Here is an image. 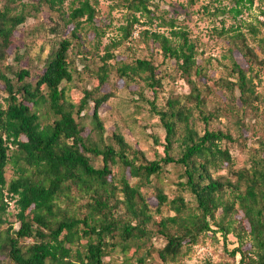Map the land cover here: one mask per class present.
<instances>
[{"label": "trees", "instance_id": "1", "mask_svg": "<svg viewBox=\"0 0 264 264\" xmlns=\"http://www.w3.org/2000/svg\"><path fill=\"white\" fill-rule=\"evenodd\" d=\"M65 1L26 0L19 9L15 0L0 2V228L6 225L0 229V264H105L111 253L121 254L123 264H148L152 252L158 259L153 264H172L184 249L207 238L221 239L228 259L202 264H264V135L257 137L258 147L250 150L243 166L233 155V148L248 149L252 117L260 120L258 132L264 131V93L254 82V67L263 64L255 47L264 55V0H228L229 7L216 6L211 13L204 8L211 16L229 14L236 22L225 27L220 20V27L212 29L226 45L222 58L228 62L217 78L206 70L211 59L198 62L195 42L175 20L157 13L154 0H112L125 14L120 35L104 46L95 69L85 66L87 78L97 84L87 81L76 103L67 95V87L74 84L69 59L73 40L83 22L91 25L98 41L104 32L93 24L97 0H72L68 11ZM255 3L261 20L239 23L238 17ZM28 7L33 13L57 15L50 25L41 23L30 32L52 41L35 74L4 64L14 32L34 16ZM153 21L166 31L151 29ZM69 25L70 34L64 36ZM135 27L142 28L137 38L143 47L151 44L152 55L155 47L164 60L174 62L187 94L157 105L163 87L154 57L131 56L129 48L124 54L128 60L119 59L123 53L117 49L133 40ZM106 85L113 89L101 92ZM118 85L157 116L163 137H154L159 151L151 161L140 160L141 153L118 133L111 137L115 144L106 142L99 108ZM145 90L152 92L151 100ZM215 92H221L224 103L215 101L208 109ZM221 119L227 124L219 127ZM98 158L102 164L95 167L92 161ZM8 165L14 173L9 180ZM171 170L176 174L173 193H164L156 183L157 207L151 211L141 190L153 178H168ZM11 204L16 210L13 222L6 218ZM154 235L163 239L160 247H148Z\"/></svg>", "mask_w": 264, "mask_h": 264}, {"label": "rangeland", "instance_id": "2", "mask_svg": "<svg viewBox=\"0 0 264 264\" xmlns=\"http://www.w3.org/2000/svg\"><path fill=\"white\" fill-rule=\"evenodd\" d=\"M2 1L0 0L1 4ZM15 5L17 9L20 8V2H26V0H15ZM157 4V13H160L165 19L175 20V24L178 27L184 28L189 35L191 41L195 42L198 53L200 56L197 57L198 62L201 58L211 59L210 66L206 69L211 77H220L224 72V66H228V62L222 58L225 55L226 45L222 44L221 39H218L215 35L213 28L218 29L221 25L220 20H224V26L235 25L236 22L231 19L230 15L227 14L222 18L214 17L206 13L205 7L209 9L211 13L214 7L219 8L229 7L228 0H154ZM72 0H66L64 3V10L68 11L70 3ZM115 1L112 0H97L96 4V17L93 23L95 27H98L99 31L104 32V36L96 38V35L91 29V25L83 22L82 28L78 31L76 38L73 40V47L69 51V59L72 62L73 69V86L67 87V95L69 99L76 103L78 98L81 96L79 89L87 85H96L97 82L93 78H87L88 73L86 72L85 66L90 70L95 69L99 64V58L104 53V46L107 45L111 39H116L119 37L118 27L123 23L124 10L117 7ZM260 5L255 3L250 10L243 11L242 15L238 17L239 23H252L254 24V19L257 18L261 20L258 16V8ZM28 13H33L31 8H27ZM34 16H28L26 21L16 29L14 32L11 45L8 48L9 57L4 64L12 66L13 69L18 67H27L32 70V74H35V69H40L45 57L52 48L51 38H45L39 34H31L32 29L41 23H45L47 26L50 25L52 19H57V15L51 13L47 10H41L39 13H33ZM143 20V19H142ZM143 22H146L143 20ZM158 21H153L150 25L151 29L159 32H165L166 28L158 27ZM72 29V25H69L64 36H69V32ZM142 28L135 27V32L132 36L133 40L131 42L123 43L117 51L123 53L119 56V59L128 60L125 58L124 54L128 52L131 48L130 55H135L136 57H149L151 54L152 46L149 44L148 48L143 47L140 42L141 39L137 38V32ZM264 35V31H261ZM246 37L248 38V43L254 47L256 45L255 40L246 31ZM256 53L259 59H263L262 65H255L257 71V77L254 79L256 89L260 93H264V55L261 54L257 47H255ZM156 53H155V52ZM153 57L157 64L160 65V71L162 75L161 82L163 90L158 91L157 99L155 103L157 105H163L165 99L172 95H185L188 93L187 85L179 79L178 73L176 71V66L171 60H164L162 56L153 48ZM18 56V60L14 57ZM21 57V58H20ZM236 61L242 66L246 67L243 59L236 57ZM221 63V65L219 64ZM159 75V76H160ZM82 76L85 78L84 81H79L78 77ZM114 89L113 96L99 108V115L104 125L106 142L113 143L111 139L112 135L120 134L124 141L131 147V149L136 150L141 153L140 160L143 162L151 161L155 158V144L153 142L154 137H163V130L158 123L157 116H155L147 106L146 103H140L136 98H132L128 90ZM3 86L0 84V97H4ZM113 89L111 86H104L101 92H109ZM214 98L210 100L208 109L212 107V104L217 101L218 103H224V98L221 97V92H215ZM153 97L150 90H145V98L151 100ZM2 100V98H0ZM84 124L88 129L89 121L84 118ZM226 120L221 119L217 126L222 127L226 125ZM250 130L249 140L247 148H233L234 154L238 166H243L246 163L247 156L252 148L258 147L257 137H262L264 131L258 132L261 129L260 120L256 121V118L252 117L249 121ZM196 128L202 131V124L197 121ZM258 132V133H257ZM252 151V150H251ZM95 167L101 166V160L95 159L92 161ZM113 173L116 170L113 169ZM13 169L11 165H8L5 170V177L9 180L13 176ZM175 172L170 171L168 178H161L156 181L152 179V184L144 187L141 193L144 197V201L150 207L151 211L157 207V200L155 197L154 185L157 183L159 189H163V192L170 195L173 193V183L175 181ZM187 200L188 197L186 196ZM193 204V203H192ZM8 214L6 218L8 221L13 222L15 220L14 214L16 213L15 208L9 205ZM166 209H163L165 212ZM169 214V213H168ZM156 218V216H153ZM18 225L15 223L14 227ZM6 225L2 226L0 229L5 228ZM228 240L233 242L232 236H228ZM27 243V241L25 242ZM163 244V239L157 235H154L152 240L148 242V247H160ZM229 246L228 249H231ZM151 259H149L148 264L158 263L156 253H151ZM236 256L235 260H238ZM228 259L225 252L222 250L221 239L218 241H210L208 238L201 245H196L190 250H183L182 253L176 257L172 264H202L206 260L211 262H216L220 260ZM151 260V261H150ZM153 260V261H152ZM105 264H123V256L118 253H111L109 256L104 258ZM148 261V260H147Z\"/></svg>", "mask_w": 264, "mask_h": 264}]
</instances>
